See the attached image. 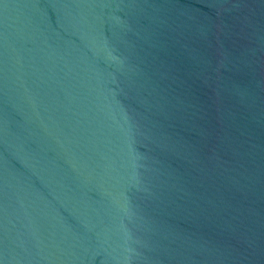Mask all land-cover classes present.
<instances>
[{"label": "water", "instance_id": "water-1", "mask_svg": "<svg viewBox=\"0 0 264 264\" xmlns=\"http://www.w3.org/2000/svg\"><path fill=\"white\" fill-rule=\"evenodd\" d=\"M0 264H264V224L0 0Z\"/></svg>", "mask_w": 264, "mask_h": 264}]
</instances>
